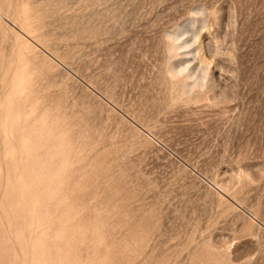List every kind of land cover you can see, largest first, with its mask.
Returning a JSON list of instances; mask_svg holds the SVG:
<instances>
[{
    "label": "rangeland",
    "instance_id": "374dc122",
    "mask_svg": "<svg viewBox=\"0 0 264 264\" xmlns=\"http://www.w3.org/2000/svg\"><path fill=\"white\" fill-rule=\"evenodd\" d=\"M0 264H264V0H0Z\"/></svg>",
    "mask_w": 264,
    "mask_h": 264
}]
</instances>
